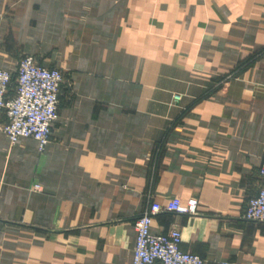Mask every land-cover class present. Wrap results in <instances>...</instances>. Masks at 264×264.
<instances>
[{
  "label": "crops",
  "instance_id": "obj_1",
  "mask_svg": "<svg viewBox=\"0 0 264 264\" xmlns=\"http://www.w3.org/2000/svg\"><path fill=\"white\" fill-rule=\"evenodd\" d=\"M26 53L66 82L42 152L0 130V264H131L135 218L174 197L195 212L152 232L264 264L241 218L264 186V0H0V67Z\"/></svg>",
  "mask_w": 264,
  "mask_h": 264
},
{
  "label": "built area",
  "instance_id": "obj_2",
  "mask_svg": "<svg viewBox=\"0 0 264 264\" xmlns=\"http://www.w3.org/2000/svg\"><path fill=\"white\" fill-rule=\"evenodd\" d=\"M17 69L15 90L11 74L0 71V112L5 111L7 122L2 129L13 141L19 137H32L43 145L50 136V125L55 118L61 74L58 70L38 65L29 56L20 60ZM258 175L264 179V158ZM245 207L244 220L264 223V186L249 198ZM195 210V201L183 204L178 197L164 204L149 202L134 220L135 244L131 264H204L198 255L180 249L178 227H171L165 233H154L150 229L156 214H192Z\"/></svg>",
  "mask_w": 264,
  "mask_h": 264
},
{
  "label": "rangeland",
  "instance_id": "obj_3",
  "mask_svg": "<svg viewBox=\"0 0 264 264\" xmlns=\"http://www.w3.org/2000/svg\"><path fill=\"white\" fill-rule=\"evenodd\" d=\"M42 40V39H44L42 36H37V40ZM32 57L33 58V60L35 61V59H34V57L32 56V55H30V54H23L20 58H19V60L17 61V65H16V69H15V71L14 72H12V71H10L9 69H5V68H2V67H0V71H7V72H9L10 74H11V76H12V82H11V84H12V86H14L13 88H14V90H15V85H14V83L16 82V72H17V68H18V64H19V62H20V60L22 59V58H24V57ZM36 62V61H35ZM37 63V62H36ZM38 64V63H37ZM39 65V64H38ZM40 66H42V65H40ZM42 67H45V66H42ZM45 68H49V69H55V70H58L59 72H60V74H61V78H62V83L60 84V88H59V93H60V89H61V86H62V84H64L66 81H65V77H64V74H63V72H62V70L61 69H59V68H56V67H45ZM16 84V83H15ZM11 86V85H10ZM59 93H58V102H59ZM10 95H13V93L12 92H10ZM4 112L5 111H1L0 112V116H2L4 119L2 120V121H0V130L4 133V131H3V127L7 124V122H6V118H5V115H4ZM57 114H58V103H57V108H56V114H55V118L53 119V121L51 122V125H50V136H51V129H52V125H53V123L56 121V118H57ZM5 134V133H4ZM6 135V134H5ZM7 136V135H6ZM50 136H49V138L47 139V141L43 144V145H40L39 144V142L36 140V139H34V138H32V137H19V138H17L16 140H11L8 136H7V138H8V140H9V142H10V144L11 145H13V144H15L17 141H19L20 139H27V138H29V139H32V140H34L36 143H37V149H38V151L39 152H42V150H43V148H44V146H45V144L49 141V139H50ZM263 158H264V156H263ZM263 158L261 159V161L263 160ZM261 161H260V163H261ZM260 165V164H259ZM259 172V166H258V168H257V173ZM33 189L35 190V191H40L41 190V186L39 185V184H35V185H33ZM249 200V199H248ZM248 200H247V202H248ZM247 202H246V205H247ZM245 205V206H246ZM246 208V207H245ZM244 208V209H245ZM243 212H244V210H243ZM243 212H242V215H241V218L243 219ZM244 220V219H243ZM244 221H246V220H244ZM246 222H254V221H246ZM254 223H261V222H254ZM134 225V224H133Z\"/></svg>",
  "mask_w": 264,
  "mask_h": 264
}]
</instances>
